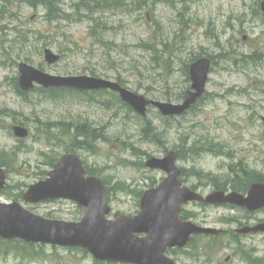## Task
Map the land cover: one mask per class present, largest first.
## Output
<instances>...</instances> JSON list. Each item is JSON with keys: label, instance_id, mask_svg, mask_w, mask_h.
Returning <instances> with one entry per match:
<instances>
[{"label": "rangeland", "instance_id": "obj_1", "mask_svg": "<svg viewBox=\"0 0 264 264\" xmlns=\"http://www.w3.org/2000/svg\"><path fill=\"white\" fill-rule=\"evenodd\" d=\"M58 1L70 21L48 20L45 7L24 4L12 9L16 17L2 23L4 30H0V162H9L13 168L5 191L8 197L0 196L1 201H20L35 214H50V219L80 220L83 214L72 202L28 205L16 198L47 178L52 159L83 143L78 130L89 136L97 131L104 134L85 143L90 150L80 149L78 154L90 172L98 173L111 188L115 217L138 214L142 194L166 176L145 163L163 158L168 151L183 155L179 166L185 170L184 185L204 195L226 189L222 184L232 179L231 171L233 176L234 171L245 170L264 177V22L261 11H256L262 0H146L132 13H99L107 27L95 32L88 19L74 14L77 0ZM128 1L133 2L132 8L140 2ZM98 30L106 32L103 40L113 43L112 50L96 41ZM162 42L174 47L173 56L165 58H169L166 65L162 56L154 57L139 47L153 43L159 54ZM46 49L61 60L47 64ZM198 56H211L215 62L207 95L193 113L168 122L151 108L147 118L162 132L159 141L145 138L143 125L129 118L121 106H99L72 93L50 98L33 91L20 97L16 91L18 65L28 58L27 63L53 76H92L95 72L103 79L125 81L126 88L150 100L179 103L176 97L190 88L181 70ZM14 125L28 128L29 139L20 143L11 132ZM193 209L195 222L222 229L264 221V211L249 218L238 208ZM245 244V252L256 249L257 264H264V237L256 236ZM0 264L95 261L81 250L47 246L38 259L23 260L19 254L0 252Z\"/></svg>", "mask_w": 264, "mask_h": 264}, {"label": "water", "instance_id": "obj_2", "mask_svg": "<svg viewBox=\"0 0 264 264\" xmlns=\"http://www.w3.org/2000/svg\"><path fill=\"white\" fill-rule=\"evenodd\" d=\"M264 12V1L261 4ZM49 64H55L60 56L51 50L45 51ZM211 61L197 60L190 68L192 89L185 95L182 105L153 102L164 116L182 115L205 93ZM19 85L28 91L38 83L45 88L68 87L79 90L111 89L118 91L124 102L145 116L151 102L145 97L123 89L118 84L87 76L56 77L28 64H21ZM15 135L26 138L27 129L14 128ZM178 154L169 152L164 158H151L147 167L161 169L168 177L157 187L144 193L141 211L135 217L125 215L116 220L108 218L111 208L107 203V188L97 177L86 178V169L76 154L62 156L49 173L48 179L30 187L24 200L39 203L47 200L65 199L86 208L79 222L48 220L31 213L19 203L0 202V237L6 240L19 239L26 243L51 244L54 246L81 248L96 260L130 264H174L164 253L169 247L184 246L191 234L202 229L179 219L181 206L190 201H201L202 196L188 188H182L181 170L176 165ZM6 173L0 169V189L5 185ZM210 204L229 203L245 207L249 211L264 208V183L254 184L248 196L233 192H215L205 200ZM255 231H264V224ZM147 234L138 238L136 234Z\"/></svg>", "mask_w": 264, "mask_h": 264}, {"label": "trees", "instance_id": "obj_3", "mask_svg": "<svg viewBox=\"0 0 264 264\" xmlns=\"http://www.w3.org/2000/svg\"><path fill=\"white\" fill-rule=\"evenodd\" d=\"M118 3H119V5L117 6V10H120V8L124 4V1L118 0ZM137 3H141V5H142L143 2H142V0H140V2H137ZM24 4L26 6H30V7H36L38 5H42L43 7L46 8L45 18L48 20H49V17H53L52 21H63V20L68 21L71 19V16L63 9L62 4L58 0H45V1H41V0H0V23H1V25H0L1 29L0 30L1 31L4 30V25H2V23L6 22V21H10V19H13L14 17H16L15 13L11 12L12 9L17 7L18 5L22 7V5H24ZM134 6H135V8H130L129 6H126V9L129 12H134V11L138 10L137 5L134 4ZM80 8H82L83 11L87 10V12L89 14H91V16H93L95 13L100 12L102 10L96 2L92 3L90 0H78L77 3H75L73 5L74 13L79 15L81 13ZM139 9L141 10L140 7H139ZM256 11L259 12V8H257ZM262 19L264 22L263 16H262ZM94 23H95V26L93 28H99L98 21L94 19ZM97 33H98V31H97ZM20 37H23V35H21ZM103 38L104 37H102V36L99 37V35H97L96 41H98L103 46H108L109 50H112L111 46H113V43L106 42L103 40ZM143 45L140 44L139 47H142ZM149 47L151 49V52L154 54L153 55L154 57L155 56L156 57L162 56L165 59L167 57V54H169V57H170L173 55V52H174L173 48L169 49V46L165 45V48L161 51V54L159 53L160 54V56H159V54L156 52V48L153 45L149 44ZM168 59L169 58H167L163 61V63L165 65H166V63H168ZM40 91H41L40 93L42 95L48 96L50 98H52L53 96H58L59 98L60 97L63 98L64 97L63 93H65V94L71 93V92L66 91V90H56V89H52V90L40 89ZM181 98H182V96L178 97L177 100H180ZM116 100H117L118 104H122L118 97L116 98ZM123 106L126 107L125 105H123ZM126 110L129 113L132 112L127 107H126ZM76 128L81 129L83 127L78 126ZM96 130H98V129H96ZM96 130H94V131H96ZM142 130H143V136L145 138L152 137V138L158 139V141H159V136L162 134V132H160V130H158L157 127L153 126L149 121L144 124ZM77 135L79 136V138L83 139V143H89L90 140H93L96 138L95 136H100V135H104V134L101 133V131H99V132L97 131L96 135L93 134V135L89 136L86 132L80 133V131L78 130ZM207 150L211 151L210 149H207ZM180 158L182 159L183 155L180 154ZM54 161L52 163H54ZM262 181H264V177L256 174L255 172L238 170V171H234V176L232 179H230V185H231L233 190L238 191V192H242V191L248 190L252 183L262 182ZM5 195H6V193H5ZM47 215L49 217H51L50 214H47ZM0 252H2L5 255L10 254V253L19 254V256L23 260L35 259V258L38 259L44 253V248L39 247V246H34V245H27V244L20 242V241H17V240L7 242V241L0 239Z\"/></svg>", "mask_w": 264, "mask_h": 264}, {"label": "flooded vegetation", "instance_id": "obj_4", "mask_svg": "<svg viewBox=\"0 0 264 264\" xmlns=\"http://www.w3.org/2000/svg\"><path fill=\"white\" fill-rule=\"evenodd\" d=\"M194 206L206 208L204 203H193L187 205L181 214V219L186 222H193L194 225L206 230L203 233H194L190 236L188 243L184 247L169 249L166 254L175 264H257L256 249L252 253L245 252L246 240L256 236H263L264 233L255 231L262 225L249 222L247 224H237L232 230L218 228L208 223H197L194 221ZM233 209L230 206H215ZM193 209V210H192ZM264 211V210H261ZM259 211V212H261ZM257 212V213H259ZM254 214H249L252 217ZM212 230L211 232H209ZM252 237V238H251ZM243 243V244H242ZM252 257V259H250ZM264 262V257L261 259Z\"/></svg>", "mask_w": 264, "mask_h": 264}]
</instances>
